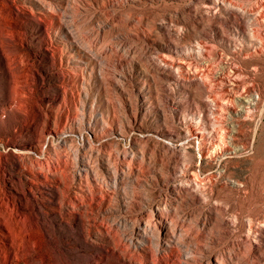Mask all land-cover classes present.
<instances>
[{"label":"rangeland","instance_id":"rangeland-1","mask_svg":"<svg viewBox=\"0 0 264 264\" xmlns=\"http://www.w3.org/2000/svg\"><path fill=\"white\" fill-rule=\"evenodd\" d=\"M211 1L0 0V217L30 228L19 245L32 241L38 264H53L50 254L56 264L257 261L264 33L254 44L236 30L258 27L262 1ZM244 88L260 97L255 109L211 125L203 139L183 137L200 111L205 121L203 97ZM232 123L241 149L212 160Z\"/></svg>","mask_w":264,"mask_h":264},{"label":"bare ground","instance_id":"bare-ground-1","mask_svg":"<svg viewBox=\"0 0 264 264\" xmlns=\"http://www.w3.org/2000/svg\"><path fill=\"white\" fill-rule=\"evenodd\" d=\"M221 1V0H220ZM224 2H226L225 0H223ZM222 1V2H223ZM240 2H243V3H252L253 0H239ZM238 1V2H239ZM261 4L260 6L257 7V10L256 12H254V18L256 20V22L258 23V27H256L255 29H252L250 31H248V29L241 25L240 26V29L237 28L236 32H237V36H243V37H246L247 39H249V41L251 43H255V37L258 36L260 33H264V0H261ZM229 2V1H228ZM257 3V2H256ZM210 5L209 6H214V5H219V2L218 0H212L211 3H209ZM226 4V3H225ZM228 5V4H227ZM226 5V6H227ZM221 6V5H220ZM230 7V5H229ZM233 9V7H232ZM237 9V8H236ZM252 9V8H251ZM215 10V9H214ZM229 10V9H228ZM240 11V10H239ZM236 14V13H235ZM1 40V39H0ZM232 39H229V41L231 42ZM234 41H236V39H234ZM202 42V41H201ZM197 44V43H196ZM205 46V45H204ZM201 43H198L197 44V48L198 49V53H202L203 50H205V47H204ZM208 46V45H207ZM2 45H1V42H0V50L2 51ZM4 51V50H3ZM197 51V50H196ZM2 53V52H1ZM5 55V54H4ZM7 59V58H6ZM8 60V59H7ZM3 61H4V56H3ZM118 77V76H117ZM116 78V77H115ZM226 78L228 79V81H230L231 83L233 84H236L237 85V80H234L231 76H226ZM117 80H119L118 78H116ZM128 79V78H127ZM121 80V79H120ZM119 80V82H120ZM200 80V79H199ZM10 82L12 83L13 82V78H11ZM16 83V81H14ZM13 82V83H14ZM124 82V81H122ZM199 84H200V87L203 91V95L205 93H208L210 90V88L208 89V84H207V81L205 80H201V81H198ZM121 84V83H120ZM123 84V83H122ZM235 85V86H236ZM240 85V84H239ZM238 86V85H237ZM234 88V87H233ZM237 88V87H236ZM14 89V88H13ZM238 89V88H237ZM236 89V90H237ZM127 90V89H124V91ZM234 91V92H228V93H225V94H222L219 92V94H222V95H216L213 92V94H210V95H207V97H201V101H202V104L207 108L208 110V113L204 115L205 117V121H202V111H200V115L198 117V119H192L190 121V128L189 129L190 131H186L183 133V137L184 138H187V141L190 140H196V139H203L205 137V135L207 134V132L211 131L212 129H215V127L212 128L211 125H214L216 126L218 123H224L226 124L225 122H227V120H229V117H234V116H238V115H241L243 113H245L246 111H248L249 109L251 110L252 108H256L258 106V104L260 103V97L256 94H250L249 91L247 92V90L244 88L243 90H237V91ZM16 91V89H15ZM14 91V92H15ZM133 92V91H132ZM139 92V91H138ZM216 92V91H215ZM227 92V91H226ZM201 94V92H200ZM12 96V95H11ZM22 96V95H21ZM200 98V97H199ZM131 99V98H130ZM16 100H13L12 99H9V103L11 104V106L15 103ZM111 102V100H108ZM137 101V100H136ZM113 102V101H112ZM137 103V102H136ZM135 103L134 100H130L129 101V105L127 106V109H126V114L128 116L129 119H132V120H136L138 118V115H139V107L138 105ZM200 103V102H199ZM78 103H76L75 107H76V110H75V113L76 115L78 114H81V113H84L80 107L77 105ZM85 106V105H84ZM0 110L2 112H5V109L4 108H0ZM87 111V110H86ZM194 115V114H193ZM246 115V114H245ZM117 116V115H116ZM126 116V117H127ZM119 117V116H118ZM80 118V117H79ZM121 118V117H120ZM120 121V120H119ZM230 121V120H229ZM228 121V122H229ZM134 122V121H133ZM132 122V123H133ZM227 122V123H228ZM232 122V121H231ZM130 123V122H129ZM217 123V124H216ZM236 123V122H235ZM235 123L231 124L230 126L226 125L228 128L225 129V131L222 132L219 140H221L223 143H224V146L221 147V150L219 149L218 151H216V153L214 154L215 157H212L211 159L212 160H215V161H222L226 156H231V155H235L240 149H241V145H238L236 144V140L238 139V132L240 129H238V127L235 125ZM220 125V124H219ZM238 125V124H237ZM110 126V125H109ZM192 126H195V127H192ZM218 126V125H217ZM216 126V127H217ZM222 126V125H221ZM220 126V127H221ZM225 125H223L224 127ZM118 127V126H117ZM225 128V127H224ZM223 128V129H224ZM218 129V128H217ZM216 129V130H217ZM221 128H219L218 130H220ZM217 130V131H218ZM110 131V130H109ZM216 131V132H217ZM221 131V130H220ZM211 133V132H210ZM118 134V133H117ZM89 137V136H88ZM219 137V136H218ZM97 138H100L101 140L104 139L105 137H102L97 135ZM89 140V139H88ZM91 141V140H90ZM89 141V142H90ZM107 140H105L106 142ZM213 142V141H212ZM216 144H219L218 141H216ZM214 145V144H213ZM193 146V145H192ZM220 146V145H219ZM205 153V152H204ZM206 155V154H205ZM209 163V162H207ZM184 164V163H183ZM177 166V165H176ZM180 166V165H179ZM184 166V165H183ZM180 168V167H179ZM188 168V167H187ZM176 169V168H175ZM181 169V168H180ZM186 171V170H185ZM195 171V170H194ZM193 171V173H194ZM203 171V170H202ZM176 172V171H175ZM182 173V172H181ZM196 175L197 172H195ZM194 173V174H195ZM204 173V172H203ZM192 174V180L194 179H197V177ZM200 175V173H199ZM198 175V177H199ZM160 176V175H159ZM200 178H198L199 180ZM161 181H162V184L164 185H169L170 183V178H169V174L167 175H162L161 177ZM196 181H194L193 184H196L195 183ZM198 182V181H197ZM191 183V184H192ZM199 183V182H198ZM193 184L191 185V187L193 186ZM200 184V183H199ZM199 186V185H198ZM190 187V188H191ZM194 188V187H193ZM195 190V189H194ZM218 207V206H217ZM218 210V208H217ZM9 211V210H8ZM216 211V210H215ZM2 212V211H1ZM4 212L5 209H4ZM3 213V212H2ZM7 213V212H6ZM5 213V214H6ZM4 214V213H3ZM9 214V213H8ZM159 214V212H158ZM11 215V214H10ZM3 216V215H2ZM0 217V233L1 234H4V238L0 237V264H18L20 259H21V256L23 257V261L25 262V260L28 262H30L31 264H38L39 260H36L35 257H33V254L31 252V246H32V241L30 240H26L24 242V244L22 245L23 247H21L19 245V242L21 239H25L24 237L28 236V230L30 228H22L19 232L18 228H17V225H15L11 219H9L6 215L3 216V217ZM13 219V218H12ZM163 219V218H162ZM5 220V222H1ZM14 220V219H13ZM164 220V219H163ZM7 222H12V225L10 226ZM19 222V221H18ZM162 222V221H161ZM16 223V222H15ZM163 224H165V222L163 221L162 222ZM169 223V222H168ZM167 223V224H168ZM19 224V223H18ZM22 224V223H21ZM85 224V223H84ZM170 224V223H169ZM7 225V227H6ZM25 225V223L23 224ZM28 226V225H26ZM165 226V225H164ZM25 227V226H24ZM87 227V226H86ZM91 228V227H89ZM85 229V228H84ZM87 229V228H86ZM161 229V228H160ZM109 237V236H108ZM112 237V236H111ZM109 239V238H108ZM111 240V239H110ZM113 240V239H112ZM120 241V239H119ZM48 242V241H47ZM114 242V241H113ZM121 242V241H120ZM119 244V243H118ZM122 244V243H121ZM264 244V230H261L260 232L258 231L257 234L254 236L253 239L250 240V246L254 249V255H256V258H257V261H254L253 263L251 264H259V260L264 262V247L263 245ZM46 247H49V245L46 243L45 245ZM127 246V245H125ZM110 247V246H109ZM119 247V246H118ZM117 247V249H118ZM123 247V246H122ZM129 247V246H127ZM251 248V250H252ZM123 249V248H122ZM125 249V248H124ZM129 249V248H128ZM127 249V250H128ZM113 250V249H112ZM119 250V249H118ZM121 250V249H120ZM147 250V249H146ZM127 252V251H126ZM149 252V251H148ZM129 253V252H128ZM130 253H132L130 251ZM114 254V253H113ZM118 254V253H117ZM121 254V253H120ZM139 254V253H138ZM137 254V255H138ZM149 254V253H148ZM147 254V255H148ZM154 254V253H153ZM151 254V255H153ZM156 254V253H155ZM129 255H132V254H129ZM143 254H141L142 256ZM146 255V256H147ZM166 255V254H165ZM164 255V256H165ZM169 255V254H167ZM150 255L147 256V259H146V263L147 264H154L153 262H155V258L153 257H149ZM159 257V256H158ZM188 257V256H187ZM145 258V257H143ZM160 258V257H159ZM170 258V257H169ZM186 258V257H185ZM123 259V258H122ZM168 259V258H167ZM179 259V258H178ZM182 259V258H180ZM137 260V259H136ZM134 260V261H136ZM165 260V259H164ZM184 260V259H183ZM48 261H50L51 263L53 264H56L54 261H53V258H52V254L49 255V259ZM139 261V260H138ZM136 261V262H138ZM145 261V259L143 260ZM162 261V260H161ZM171 261V260H170ZM182 261V260H181ZM213 261L214 264H222L220 259L215 256L213 258ZM130 262L132 263V260L130 259ZM163 262V261H162ZM180 262V261H178ZM186 262V261H185ZM252 262V261H251ZM141 263V260L140 262ZM26 264V263H24ZM98 264V262L96 263ZM130 264V263H128ZM136 264V263H135ZM138 264V263H137ZM145 264V263H144ZM157 264V263H155Z\"/></svg>","mask_w":264,"mask_h":264}]
</instances>
